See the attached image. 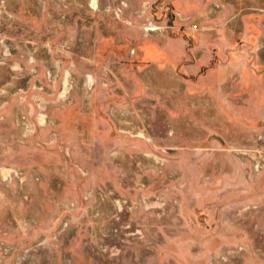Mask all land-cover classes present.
<instances>
[{"label":"rangeland","instance_id":"obj_1","mask_svg":"<svg viewBox=\"0 0 264 264\" xmlns=\"http://www.w3.org/2000/svg\"><path fill=\"white\" fill-rule=\"evenodd\" d=\"M0 264H264V0H0Z\"/></svg>","mask_w":264,"mask_h":264}]
</instances>
